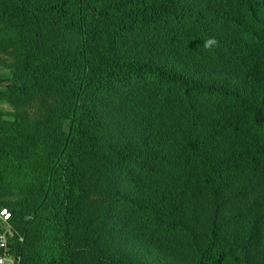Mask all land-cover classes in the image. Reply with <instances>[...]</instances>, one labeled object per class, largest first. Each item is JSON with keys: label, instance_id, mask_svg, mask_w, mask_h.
Here are the masks:
<instances>
[{"label": "trees", "instance_id": "1", "mask_svg": "<svg viewBox=\"0 0 264 264\" xmlns=\"http://www.w3.org/2000/svg\"><path fill=\"white\" fill-rule=\"evenodd\" d=\"M182 48L245 63L246 88L169 68ZM0 55L6 94L43 101L0 119V209L21 264H145L120 244L146 236L191 264H264V204L255 214L249 187L231 186L238 159L264 187V0H0ZM146 128L160 139L115 146Z\"/></svg>", "mask_w": 264, "mask_h": 264}, {"label": "rangeland", "instance_id": "2", "mask_svg": "<svg viewBox=\"0 0 264 264\" xmlns=\"http://www.w3.org/2000/svg\"><path fill=\"white\" fill-rule=\"evenodd\" d=\"M149 53H156V51H150ZM165 54L169 57L167 60V66L177 73L183 74L186 78L204 83L209 86H221L226 88L238 87L245 89L246 82L244 78L247 75L248 65L241 61L234 59L224 60L219 64L212 62H206L204 58L199 55L188 54L187 49L182 48L180 51H166ZM189 56H192L190 58ZM7 59L6 56L0 55V59ZM11 61V59H8ZM6 70L0 69V74L5 73ZM6 84L0 86V119L1 120H13L14 117L25 112L33 117L40 115L39 108L42 106V100L36 98L35 100L25 102H17L13 96L6 94ZM145 123V121H142ZM160 132L158 130H150L146 128L141 138L136 139L130 133H121L119 140L115 145L122 150H134L139 148L142 144H148L156 142L160 139ZM229 148H226L221 152L222 158L228 155ZM246 148H243V151ZM221 162V161H220ZM237 163L238 174L232 180V188L238 190L246 186L249 187L247 199L245 200V207L251 208L254 200L257 199L255 214L263 207L264 204V187L260 186V182L251 179L250 174L242 160L234 159ZM228 168V167H226ZM188 197V194H187ZM191 197V196H190ZM199 209L200 223L203 227L204 218L207 214V205L199 201L196 192L193 193L190 198V202ZM227 212L226 215H229ZM13 227V224H12ZM12 236H20L18 231L13 227ZM12 237V238H13ZM10 238V241L11 239ZM119 240V239H116ZM21 241H23L21 239ZM123 244V246H122ZM118 247V245H116ZM121 249L129 257L134 260L145 264H191L189 258H185L180 255L174 248L172 242H157L151 240L149 237H139L136 239L131 238L130 241H123L120 244ZM18 256L16 253H13Z\"/></svg>", "mask_w": 264, "mask_h": 264}, {"label": "built area", "instance_id": "3", "mask_svg": "<svg viewBox=\"0 0 264 264\" xmlns=\"http://www.w3.org/2000/svg\"><path fill=\"white\" fill-rule=\"evenodd\" d=\"M11 213L4 208L0 209V264H21V257L16 256L10 251V238H12Z\"/></svg>", "mask_w": 264, "mask_h": 264}, {"label": "clouds", "instance_id": "4", "mask_svg": "<svg viewBox=\"0 0 264 264\" xmlns=\"http://www.w3.org/2000/svg\"><path fill=\"white\" fill-rule=\"evenodd\" d=\"M218 45V41L213 37V38H209L208 40L203 42V47L205 49H212L215 46Z\"/></svg>", "mask_w": 264, "mask_h": 264}]
</instances>
